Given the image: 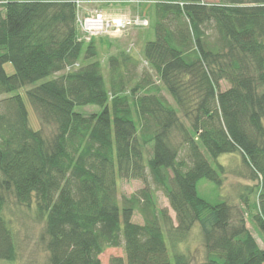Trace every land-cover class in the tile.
<instances>
[{
  "label": "trees",
  "instance_id": "obj_1",
  "mask_svg": "<svg viewBox=\"0 0 264 264\" xmlns=\"http://www.w3.org/2000/svg\"><path fill=\"white\" fill-rule=\"evenodd\" d=\"M136 1L152 4L156 33L142 46L140 76L141 58L125 49L105 74L99 42L79 39L77 0H0V260L18 255L4 213L12 194L35 202L47 264H103L120 246L125 256L110 264H191L179 247L196 224L202 264H264L247 226L257 193L250 217L264 235V0ZM28 85L50 135L31 125L19 91ZM85 105L100 109L76 110ZM225 154L249 168L254 184L239 193L247 210L198 192L202 179L222 185ZM119 178L145 186L120 198Z\"/></svg>",
  "mask_w": 264,
  "mask_h": 264
},
{
  "label": "rangeland",
  "instance_id": "obj_2",
  "mask_svg": "<svg viewBox=\"0 0 264 264\" xmlns=\"http://www.w3.org/2000/svg\"><path fill=\"white\" fill-rule=\"evenodd\" d=\"M207 2H217L219 0H205ZM102 12V13H101ZM81 16L87 18H93L98 13L103 14L108 20L113 18H123V21H133L132 25L126 27L125 30L122 25L120 30L119 26L112 22L111 25L104 31L85 32L84 24L78 27L80 38L92 39L95 38L99 42V58L103 61V69L107 74V62L108 57L111 54L117 53L121 49L127 50L129 53L141 58V64L138 71L140 73L149 69V65L146 61L142 60V46L149 39H155V21L153 19V6L151 3L143 4L137 2H111V0H94L89 2H82L80 9ZM83 18V17H82ZM130 20V21H128ZM95 29V28H92ZM100 29V28H99ZM107 31V32H106ZM85 32V33H84ZM6 70L9 73L14 71V67L11 62L5 64ZM156 80V78L154 77ZM230 83L222 81L221 89H227ZM31 87L28 85L23 87L19 91L23 94L33 127H41L46 134L50 135L53 131L52 126L41 125L37 114L29 101L26 90ZM163 94L172 100L169 93L164 90ZM7 95H2L1 98ZM97 105H85L76 106V110L88 115L93 112L99 111ZM186 156V150H182L181 157ZM219 161L222 162L226 169L223 174V183L221 186L202 179L198 184V192L201 196L209 200L211 203H216L222 200H228L238 208H245L242 204L239 193L245 191V186L254 184V181L249 178V168L243 162L239 154H225L220 156ZM215 165V163H214ZM119 197L130 196L145 186V183L141 179H127L119 178L118 183ZM148 186L155 190L157 202L160 207L167 208L169 214L173 218L175 224L177 223L176 212L170 205V202L165 192L154 183L152 177H149ZM257 201V193L252 195V206L249 211L247 226L258 240L259 244L264 247V235L256 229L255 224L251 219V213L255 211L254 204ZM7 218L9 219L17 239V251L18 255L16 260H0V264H47L48 252L45 246L40 242V235L43 232L44 221H40L36 214L35 202L32 206L27 207L19 204L15 197L11 194L8 198V203L4 210ZM133 220L142 223L143 217L140 212L136 211ZM180 250L187 253L191 258V264H202L206 257V249L203 244L201 231L199 225L196 224L190 232L187 240L180 244ZM114 256H125L124 247H110L107 248L101 255V261L103 264H110L111 259Z\"/></svg>",
  "mask_w": 264,
  "mask_h": 264
},
{
  "label": "built area",
  "instance_id": "obj_3",
  "mask_svg": "<svg viewBox=\"0 0 264 264\" xmlns=\"http://www.w3.org/2000/svg\"><path fill=\"white\" fill-rule=\"evenodd\" d=\"M89 1H94V0H77V6H78L77 26L79 27L80 25L84 24V27L86 29L85 32L92 33V32H96V31H104L107 27H109L111 25L112 22H114L115 24H117V26H119V28H118L119 30L121 29L120 27L122 25L123 26L125 25V26L121 30H125L126 27L128 28L129 25H132L133 21L128 20L130 22H127L128 24L126 25V21H123L124 20L123 18H113V19H111L112 22H110L111 20H108L106 17H104L103 14H101L102 12L98 13L93 18H91V17L87 18L85 16H81L80 9H81L82 2H89ZM111 2H115V3L116 2H137V3H139L136 0H111ZM92 28H95V29H92ZM108 29L109 28H107V30ZM79 39L80 40H86V41L91 40V38L89 36L85 39L80 38V36H79Z\"/></svg>",
  "mask_w": 264,
  "mask_h": 264
}]
</instances>
